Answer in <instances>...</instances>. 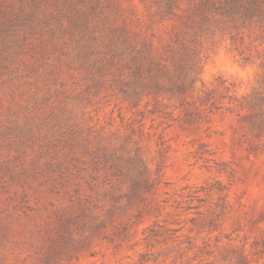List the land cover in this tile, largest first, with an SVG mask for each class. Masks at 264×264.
Returning a JSON list of instances; mask_svg holds the SVG:
<instances>
[{"label": "rangeland", "instance_id": "obj_1", "mask_svg": "<svg viewBox=\"0 0 264 264\" xmlns=\"http://www.w3.org/2000/svg\"><path fill=\"white\" fill-rule=\"evenodd\" d=\"M0 264H264V0H0Z\"/></svg>", "mask_w": 264, "mask_h": 264}, {"label": "clouds", "instance_id": "obj_2", "mask_svg": "<svg viewBox=\"0 0 264 264\" xmlns=\"http://www.w3.org/2000/svg\"><path fill=\"white\" fill-rule=\"evenodd\" d=\"M250 73H251V69L248 70V74H250Z\"/></svg>", "mask_w": 264, "mask_h": 264}]
</instances>
